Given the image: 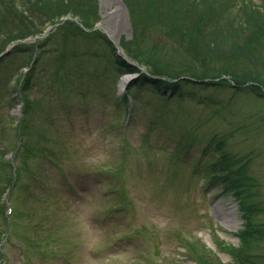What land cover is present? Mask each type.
I'll return each instance as SVG.
<instances>
[{"label":"rangeland","instance_id":"374dc122","mask_svg":"<svg viewBox=\"0 0 264 264\" xmlns=\"http://www.w3.org/2000/svg\"><path fill=\"white\" fill-rule=\"evenodd\" d=\"M29 1L3 3L22 11L33 8ZM130 1L132 12L123 0L124 16L113 24L119 39L135 43L132 49L145 60L159 59L172 71L196 66L206 72L197 77L210 82L218 80L222 65L236 72L259 69L264 77V39L256 55L239 60L244 54L237 42L226 47L227 58L226 44L211 54L203 40L172 37L170 25H157L166 9ZM246 1L264 12V0ZM97 2L91 16L98 10L102 24L103 13L116 7ZM1 9L0 31L19 30V21ZM182 23L193 28L196 19ZM198 26L208 28L198 38H212L211 31L222 28L208 20ZM82 32L59 30L38 50L13 49L0 58V264H201L203 253L234 264L228 247L240 246L244 218L239 201L208 176L209 163L221 157L210 141L222 139L254 180V221L264 230L263 96L247 90L250 82L236 90L228 77L232 87L185 86L183 95L169 89L166 96L145 85L133 88L134 102L131 96L125 100L137 74L118 66L111 40ZM31 38L23 44L35 45ZM40 51L25 105L20 81ZM128 59L146 71L153 68ZM19 143L24 147L16 151ZM232 207L234 224L223 217ZM253 244L264 264V236Z\"/></svg>","mask_w":264,"mask_h":264},{"label":"trees","instance_id":"16d2710c","mask_svg":"<svg viewBox=\"0 0 264 264\" xmlns=\"http://www.w3.org/2000/svg\"><path fill=\"white\" fill-rule=\"evenodd\" d=\"M125 1L128 6H130V11L132 12V2L130 0ZM145 1V4L149 8L158 7L160 10L166 9L165 17L156 18L158 20L155 21L157 25H170L171 28L169 30L172 32V37L173 35L180 36L182 33L189 36L192 41L206 42V51L211 54H214L220 46H223V44H226V49L228 46L234 47L237 42V44H240L239 47L244 54L243 56H236V60H239L249 55H256L255 51L258 50L256 49L257 46L263 45L264 12L260 9H256L257 6L255 4H248L246 0H215L214 3L209 2L208 0H203L205 4H203L201 0H143V2ZM29 2L33 5V8L30 7L29 10H35L34 12H30L28 9H24L22 11H20V9L16 10L13 4L7 2V5H5L3 0H0V4L3 3L5 5L4 9L0 8L3 11V15L19 21L18 24L16 23V27H19L20 25L19 30L8 31V34L0 31V52H2L4 48L15 40L25 39L30 36L35 37L42 34L48 26L61 22L62 19L66 17L77 18L83 27L86 28H92L98 22V10L94 9L95 19L91 16V13H93L91 6H97V0H30ZM62 2L63 5L61 6L60 4ZM87 2L90 5V8L86 7ZM52 5H57L58 7L55 9L51 7ZM133 11L135 12V10ZM35 12L36 14H34ZM190 17H195L196 26L193 28H185L182 21H187ZM36 18L39 20L38 24L35 22ZM207 20L210 21L212 25H221L222 28L217 31H211L214 36L212 38L205 36L198 38L195 34L199 32H203L207 35L208 28L205 26H198L199 23H206ZM133 22L138 33L139 28L136 25L137 23L135 20H133ZM73 26L76 28L73 29ZM257 29H261L262 31L260 30V32H258ZM59 30H66L68 34H75L76 30L81 33L84 31V34H88L77 21L72 19H66L65 22L58 26L55 33ZM14 32L16 35H13ZM51 33L45 39H38L35 45L20 43L14 47V50L16 52H24L31 47L35 48L34 51L38 48H42L43 44L47 40H51L54 37L53 34L55 33ZM91 35H99L109 40L100 30L93 31ZM219 37H222V39ZM207 39L210 40L207 41ZM134 44L135 43H133V45ZM133 45L130 46L126 39H121V46L127 55L140 63L142 62L148 66L151 65L153 68L149 69V74L158 77L156 81L150 80L147 73L141 72L137 66H128L122 56H118L115 52H113L118 66L121 68L124 67L125 71L140 73L139 78L127 92V96L132 95L134 100L135 93L133 92V88L135 87L141 88L145 85H150L162 95L168 96L166 92L169 89L173 94L179 92L183 95V88L185 86H203L206 84L215 86L217 89L232 87L228 81L229 78L236 83V90H246L243 89L242 86L243 84L250 82L251 84H249V88H247V90L253 92L259 97L263 96L264 98V77L262 74L263 72L259 69H244L240 72H236L232 70L231 65H222V68L216 69L217 74L214 75V77L218 80L210 82L204 78L197 77V75H203L202 73L205 74L206 72L199 71L196 66H188L181 71H172L171 64H161L159 59L152 57L145 60L141 57V51H135L132 49ZM113 49L114 51L116 50L114 46ZM226 51L225 56L227 58L230 50L226 49ZM41 53V51L38 53L37 58L41 57ZM35 71L36 67L33 66L24 73L23 78L20 81L21 98L24 99L25 105L28 104L27 90L31 86ZM162 76H167L168 79L163 78ZM126 97L125 100H127ZM209 102L215 104V100L213 98H210ZM23 121H25V118H23L22 122ZM19 136H22V134L20 133ZM210 144L218 147L221 157L217 161L209 163L208 176L211 177L212 181L219 180L224 191L233 195V197L239 201L242 217L244 218V226L238 232L240 246L238 248L233 245L229 246L228 251L234 259V264H260L258 260L260 255L255 253L253 241L263 238L264 230L263 226H258L257 221H254L258 208V204L254 201L255 196L252 191V188L255 186L253 183L254 180L250 179L247 174L246 167L244 165L239 166V164H237L239 160L226 152L224 141L222 139L214 137L211 139ZM19 145L24 147L23 144H18L15 147V150L20 147ZM43 152L49 153V157L52 156L50 148H45ZM8 165L10 166L9 163ZM12 184L13 179L8 182V186L11 187ZM2 190L3 185L1 191ZM203 254L204 256L201 254L198 256L201 264H224L219 259L220 257L207 255L206 253ZM216 258L217 260H214ZM204 260L207 261V263H205Z\"/></svg>","mask_w":264,"mask_h":264},{"label":"bare ground","instance_id":"6f19581e","mask_svg":"<svg viewBox=\"0 0 264 264\" xmlns=\"http://www.w3.org/2000/svg\"><path fill=\"white\" fill-rule=\"evenodd\" d=\"M103 2H105L108 7H110L113 4H115V7H116L115 10H113V11L106 10L103 13V23H102V25L108 30V32L110 33L111 37L114 40H117L118 37H119V31H118L117 27L113 23H114V20H116V18H119V16H121V15L124 16L125 7L122 4L121 0H103ZM127 79L128 78H125L124 80H122V82L120 83V89H122V87H124L126 85ZM223 215H224L223 216L224 219L228 223L234 224L236 222V220H235V216H236L235 208L232 207L229 210L224 211Z\"/></svg>","mask_w":264,"mask_h":264},{"label":"water","instance_id":"95a60500","mask_svg":"<svg viewBox=\"0 0 264 264\" xmlns=\"http://www.w3.org/2000/svg\"><path fill=\"white\" fill-rule=\"evenodd\" d=\"M124 6H125V5H124ZM101 27H102V26H101ZM102 28H104V27H102ZM104 30L107 31V29H105V28H104Z\"/></svg>","mask_w":264,"mask_h":264}]
</instances>
